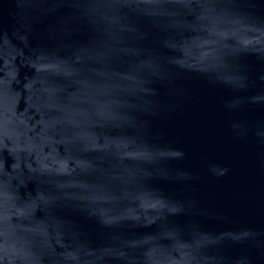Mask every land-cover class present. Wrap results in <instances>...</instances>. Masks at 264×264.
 Segmentation results:
<instances>
[{
    "label": "water",
    "instance_id": "obj_1",
    "mask_svg": "<svg viewBox=\"0 0 264 264\" xmlns=\"http://www.w3.org/2000/svg\"><path fill=\"white\" fill-rule=\"evenodd\" d=\"M0 264H264V0H0Z\"/></svg>",
    "mask_w": 264,
    "mask_h": 264
}]
</instances>
